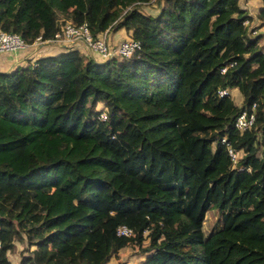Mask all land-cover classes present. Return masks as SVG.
I'll return each mask as SVG.
<instances>
[{
  "label": "trees",
  "instance_id": "1",
  "mask_svg": "<svg viewBox=\"0 0 264 264\" xmlns=\"http://www.w3.org/2000/svg\"><path fill=\"white\" fill-rule=\"evenodd\" d=\"M251 21L240 0H0L1 30L26 44L84 24L139 43L128 58L68 48L0 72V264H106L126 246L140 264H264V49ZM222 138L240 149L233 164Z\"/></svg>",
  "mask_w": 264,
  "mask_h": 264
},
{
  "label": "built area",
  "instance_id": "2",
  "mask_svg": "<svg viewBox=\"0 0 264 264\" xmlns=\"http://www.w3.org/2000/svg\"><path fill=\"white\" fill-rule=\"evenodd\" d=\"M109 37L108 30L93 39L85 24L78 27L66 25L61 33L51 39L41 40L38 36L30 44H26L20 36L6 33L0 28V52L17 51L24 49L26 46L45 43L72 44L74 42H82L90 53L98 55L102 60H106L111 57L128 58L139 49V43L130 38L120 40L117 45L113 47L109 44ZM224 70L225 69H221L220 72L223 73ZM226 92L225 89H222L218 91V94L223 95L226 94ZM253 109L254 106L252 105L249 110H242L235 118L234 128L238 132H242L252 125L254 120ZM99 119L100 121L105 119L104 113L101 112L99 114ZM221 143H225L223 138L221 139ZM225 145L227 155L233 164L238 158H236V154L234 153L236 150L232 149L228 143H225ZM115 234L120 237H129L131 235V229L125 225H118L115 228Z\"/></svg>",
  "mask_w": 264,
  "mask_h": 264
},
{
  "label": "rangeland",
  "instance_id": "3",
  "mask_svg": "<svg viewBox=\"0 0 264 264\" xmlns=\"http://www.w3.org/2000/svg\"><path fill=\"white\" fill-rule=\"evenodd\" d=\"M240 5L243 8H245L244 10H246L247 13H249L252 19V21L247 24L248 30L251 31L249 35L250 36L259 35L258 45L264 49V27H260L259 21H257L256 19L257 8H258L257 5L253 2H249L246 0H241ZM258 6L261 7V4H259ZM141 10L146 14L154 15L158 12V6L156 3H152L148 6H143ZM240 96H241L240 93L236 89H233V93H230V97L232 101L237 104L240 102ZM234 153L236 154V158L239 155H241L240 149L236 150V152ZM218 219H219V211L216 208L211 209L205 214V218H204L203 226H202L203 238L207 236V234L216 224ZM145 246H146V241H143L142 247H145ZM142 253L143 252L141 251L139 247H135V246L127 247L126 246L125 248H122L117 255L113 256L106 264H130V263L140 264ZM19 256H20L19 254L15 253L13 256L8 255V258L12 259L14 264H17L20 258Z\"/></svg>",
  "mask_w": 264,
  "mask_h": 264
},
{
  "label": "crops",
  "instance_id": "4",
  "mask_svg": "<svg viewBox=\"0 0 264 264\" xmlns=\"http://www.w3.org/2000/svg\"><path fill=\"white\" fill-rule=\"evenodd\" d=\"M246 1L255 3L258 7L257 8V13H258V10L260 8L258 5L261 4V1L260 0H246ZM126 37H128V35L124 31H119L112 35L110 34L109 44L115 47V44H117L120 40ZM68 48H75L80 53L88 55L94 60L103 61L98 55L90 53L82 42H74L72 44L45 43L39 45L26 46L24 49L17 51L0 52V72H9L13 70L16 66L25 65L27 62L31 63L35 58L39 56L56 54ZM228 93L230 95V93H233V90L228 91ZM233 103L239 105V103H241V96H240V102L238 104L235 102Z\"/></svg>",
  "mask_w": 264,
  "mask_h": 264
}]
</instances>
